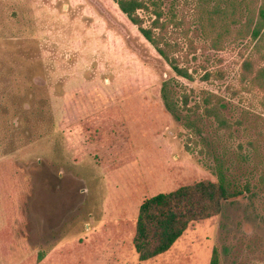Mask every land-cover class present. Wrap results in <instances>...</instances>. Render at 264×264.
<instances>
[{"label":"rangeland","instance_id":"1","mask_svg":"<svg viewBox=\"0 0 264 264\" xmlns=\"http://www.w3.org/2000/svg\"><path fill=\"white\" fill-rule=\"evenodd\" d=\"M150 2L138 12L146 28ZM161 5L165 40L193 81L117 0H0V264H210L215 250L220 264H264V94L243 68L257 70L263 50L238 34L258 0ZM208 99L231 129L207 116ZM102 120L128 129L130 164L92 158L86 125ZM222 179L251 192L140 262L143 202Z\"/></svg>","mask_w":264,"mask_h":264},{"label":"trees","instance_id":"2","mask_svg":"<svg viewBox=\"0 0 264 264\" xmlns=\"http://www.w3.org/2000/svg\"><path fill=\"white\" fill-rule=\"evenodd\" d=\"M148 1H151V6L155 7L153 12L155 20L150 28L145 27V20L138 14L139 11H150L147 0H117V4L119 11L133 26L138 27L140 34L156 49L169 67L178 76L193 81L190 71L182 68L178 58L171 54L172 51L177 53V48L165 40L164 35L170 24L163 21L162 0ZM247 12L246 22L238 34L260 43L263 52L260 54L261 66L257 70L254 62L250 60L244 62V80L249 81L250 85L260 89L264 94V0H258L256 8L248 6ZM235 13L236 8L233 7L232 16H235ZM233 24H237V21L234 20ZM225 28L226 33L229 34L230 27ZM209 77L210 75L207 74L206 79ZM207 103L209 105L206 109L207 116L215 118L220 127L231 129L219 107L216 105L211 107V99H208ZM128 136V129L119 121L102 120L86 125L87 141L93 148L91 156L98 162L106 161L113 156L119 158L128 152L131 142ZM124 163L121 161V165ZM250 192V185L239 191L232 189V186L222 179L219 182L201 181L183 185L171 193L159 194L145 200L139 210L133 240L139 261L149 262L167 254L194 224L220 216L226 202ZM210 264H220L216 250L213 252Z\"/></svg>","mask_w":264,"mask_h":264},{"label":"crops","instance_id":"3","mask_svg":"<svg viewBox=\"0 0 264 264\" xmlns=\"http://www.w3.org/2000/svg\"><path fill=\"white\" fill-rule=\"evenodd\" d=\"M131 146H132V143L130 142L129 149L131 148ZM128 154H129V152H126L122 156H119V158H115V156L109 157L106 161H103V162H98L95 158H93V157L92 158L94 159V161L96 162V164L98 166L103 167V168H113L114 170H116V169L122 168V167H124V166H126L132 162L131 158L128 156ZM121 161H123L125 163L123 165H121ZM133 247H134V244H133ZM134 250H135V248H134ZM135 253H136V251H135ZM137 256H138V254H137ZM152 261H154V260H152ZM149 262H151V261H149ZM142 263H146V262H142Z\"/></svg>","mask_w":264,"mask_h":264}]
</instances>
